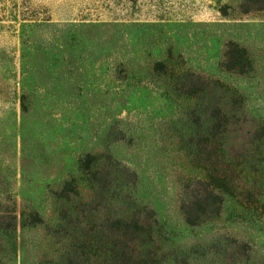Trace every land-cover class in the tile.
<instances>
[{
	"label": "rangeland",
	"instance_id": "374dc122",
	"mask_svg": "<svg viewBox=\"0 0 264 264\" xmlns=\"http://www.w3.org/2000/svg\"><path fill=\"white\" fill-rule=\"evenodd\" d=\"M241 1L0 0V264H107L106 216L131 209L153 213L131 248L160 264H264V10ZM185 72L222 83V156H193L213 102L181 93ZM87 155L113 170L105 198ZM218 162L231 192L190 225L181 203Z\"/></svg>",
	"mask_w": 264,
	"mask_h": 264
},
{
	"label": "trees",
	"instance_id": "16d2710c",
	"mask_svg": "<svg viewBox=\"0 0 264 264\" xmlns=\"http://www.w3.org/2000/svg\"><path fill=\"white\" fill-rule=\"evenodd\" d=\"M239 7L244 12L264 10V0H242ZM225 55L227 58L224 62L226 69L242 72L243 66L248 64L246 51L232 42L228 43ZM220 87H222V83L218 79L207 78L191 72H185L180 82L182 94L188 97H208L207 102L215 100L213 93ZM235 98V96H231V99ZM218 100L217 98V101L213 102L210 106V118L209 123L207 122L206 134H199L198 130L195 133L197 137L193 141L194 149L192 153L196 158L205 155V153L209 155L212 153L218 157L219 155H224L226 152L225 144L220 139L227 129L226 125L231 116L225 111L221 101ZM210 134L213 137L212 140V137L210 138L209 136ZM79 162L82 169L89 168L90 170L94 167L93 172L90 173L92 175L90 177L92 184L90 190L92 193L91 197L102 196L105 198V193L111 185L113 170H100L99 159L92 155L81 158ZM217 164H214L215 167L212 165L207 171L205 178L194 180V189H191V192L186 194V198L181 203L180 208L184 220L190 225L198 224L206 218L217 215L222 206L223 195L231 192L229 179H227V174L225 173L226 168L220 166L219 162ZM116 171H121V169L117 168ZM70 192L77 195L78 184L72 182V180H66L60 190L59 197L68 200ZM151 215L153 213L150 209L146 210L145 215H141L140 210L136 212L131 209L128 214L106 216L104 221L106 228L122 244L119 247L118 242L114 239L110 254L107 253V264H160V260L149 249L138 250L130 246L132 241L138 240L141 235L152 229V224L143 220L150 219ZM62 218L71 220V216L67 217L66 210L62 212ZM75 234L77 233L75 232ZM80 235H83V233ZM183 261L186 262L185 260Z\"/></svg>",
	"mask_w": 264,
	"mask_h": 264
}]
</instances>
